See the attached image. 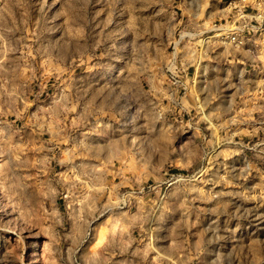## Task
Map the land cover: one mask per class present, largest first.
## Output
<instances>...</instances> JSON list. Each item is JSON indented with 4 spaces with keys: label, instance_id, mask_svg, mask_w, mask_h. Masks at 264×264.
Here are the masks:
<instances>
[{
    "label": "rangeland",
    "instance_id": "rangeland-1",
    "mask_svg": "<svg viewBox=\"0 0 264 264\" xmlns=\"http://www.w3.org/2000/svg\"><path fill=\"white\" fill-rule=\"evenodd\" d=\"M0 264H264V0H0Z\"/></svg>",
    "mask_w": 264,
    "mask_h": 264
},
{
    "label": "built area",
    "instance_id": "built-area-1",
    "mask_svg": "<svg viewBox=\"0 0 264 264\" xmlns=\"http://www.w3.org/2000/svg\"><path fill=\"white\" fill-rule=\"evenodd\" d=\"M235 3L237 2L235 1ZM234 7L237 8L238 4H235ZM243 15L247 16V14H244V13ZM248 26L249 25L246 24L245 22H244V25L241 22L238 24V19H234L232 20V22L226 23V25H224L223 27H216L215 29L221 31L220 33H225L226 38L230 40L229 42L233 43L234 45L239 46L240 44L243 43V40H244L242 37V33L243 31H245L246 27Z\"/></svg>",
    "mask_w": 264,
    "mask_h": 264
},
{
    "label": "crops",
    "instance_id": "crops-1",
    "mask_svg": "<svg viewBox=\"0 0 264 264\" xmlns=\"http://www.w3.org/2000/svg\"><path fill=\"white\" fill-rule=\"evenodd\" d=\"M223 12H224V15L226 16L227 14H228V12L231 10V8H229V7H223ZM225 87V86H224Z\"/></svg>",
    "mask_w": 264,
    "mask_h": 264
}]
</instances>
